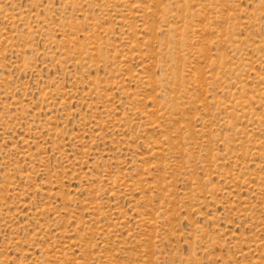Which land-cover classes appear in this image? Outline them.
I'll list each match as a JSON object with an SVG mask.
<instances>
[{
    "label": "rangeland",
    "instance_id": "rangeland-1",
    "mask_svg": "<svg viewBox=\"0 0 264 264\" xmlns=\"http://www.w3.org/2000/svg\"><path fill=\"white\" fill-rule=\"evenodd\" d=\"M0 264H264V0H0Z\"/></svg>",
    "mask_w": 264,
    "mask_h": 264
}]
</instances>
